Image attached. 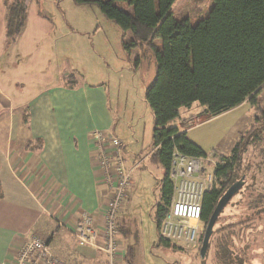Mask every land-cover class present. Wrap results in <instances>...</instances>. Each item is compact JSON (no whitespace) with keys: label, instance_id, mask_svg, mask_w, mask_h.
I'll use <instances>...</instances> for the list:
<instances>
[{"label":"crops","instance_id":"crops-1","mask_svg":"<svg viewBox=\"0 0 264 264\" xmlns=\"http://www.w3.org/2000/svg\"><path fill=\"white\" fill-rule=\"evenodd\" d=\"M5 1L0 0V264L35 236L47 238L51 253L67 264H107L104 253L77 245L73 229L83 215L100 228L112 196L92 140L95 131L119 139L108 90L84 79L69 58L53 70L52 55L36 44L37 36L50 38L57 29L40 6L50 0H28L26 25L13 44L5 38ZM70 74L74 87L66 84ZM131 154L125 145L128 168L146 161L136 162ZM124 224L118 222L123 242Z\"/></svg>","mask_w":264,"mask_h":264},{"label":"rangeland","instance_id":"rangeland-1","mask_svg":"<svg viewBox=\"0 0 264 264\" xmlns=\"http://www.w3.org/2000/svg\"><path fill=\"white\" fill-rule=\"evenodd\" d=\"M51 1L40 6L55 23L56 32L50 38L37 36L36 44L52 55L53 70H61L63 58H69L89 83H104L117 120L115 135L136 162L146 158L133 173L134 188L118 218L119 223L123 219L127 222L123 226L127 238L120 241L126 248L133 246L132 264H264V129L260 141L250 140L246 145L236 172L237 179L245 177L246 184L221 213L205 256L177 245L157 247L154 216L162 171L148 159L154 151V115L145 100L146 88L156 75L153 53L147 49L126 52L121 29L97 6L75 5L73 0ZM115 4L132 11L127 3ZM30 5L38 7L36 3ZM212 5L213 0H176L171 11L177 18L188 17L196 24ZM131 39L128 32L125 41ZM141 53L142 61L137 65ZM257 102L256 106L246 102L217 117L203 116L196 104L191 110H182L175 124L183 126L188 138L217 164L221 156H230L242 135L257 126L256 116L261 117L264 111V89Z\"/></svg>","mask_w":264,"mask_h":264},{"label":"trees","instance_id":"trees-1","mask_svg":"<svg viewBox=\"0 0 264 264\" xmlns=\"http://www.w3.org/2000/svg\"><path fill=\"white\" fill-rule=\"evenodd\" d=\"M75 5H95L123 33V48L152 52L156 75L146 88L145 100L154 115L153 153L150 163L162 171L154 222L157 247L176 248L159 234L173 202L171 162L174 150L190 157H207L186 132L175 125L182 110L198 105L203 116L217 117L248 102L257 105L264 89V0H213L207 16L193 24L188 17L177 18L171 11L176 0H73ZM127 3L131 12L116 6ZM5 38L13 44L26 25L28 0H6ZM130 32L131 40L125 41ZM143 54L137 59L141 63ZM68 87L77 80L65 78ZM257 126L242 135L230 156H221L215 168L217 187L204 194V227L221 197L237 181L248 141H260L264 111L256 116ZM220 218V216H219ZM218 218V219H219ZM218 222V220H217ZM234 225V224H233ZM120 230V227H119ZM203 237V235H202ZM202 247L200 238L199 250ZM224 258V257H223ZM133 246H127L124 261L132 264ZM226 259V258H225Z\"/></svg>","mask_w":264,"mask_h":264},{"label":"built area","instance_id":"built-area-1","mask_svg":"<svg viewBox=\"0 0 264 264\" xmlns=\"http://www.w3.org/2000/svg\"><path fill=\"white\" fill-rule=\"evenodd\" d=\"M92 140L98 146L96 161L104 172V183L110 190L102 225L97 227L92 217L83 215L76 223L73 235L79 247H92L104 253L107 264H122L118 218L132 188L133 173L142 164L128 168L122 156L124 144L112 135L95 131ZM207 157H190L175 149L171 162L174 183L173 202L159 234L162 239L182 249L199 250L204 231L202 200L206 192L217 187L216 163ZM4 264H67L51 253L48 239L35 236L22 243L11 261Z\"/></svg>","mask_w":264,"mask_h":264},{"label":"water","instance_id":"water-1","mask_svg":"<svg viewBox=\"0 0 264 264\" xmlns=\"http://www.w3.org/2000/svg\"><path fill=\"white\" fill-rule=\"evenodd\" d=\"M242 187H243V181L242 180L236 182L233 186H231L227 190V192L221 197L220 201L218 202L217 207L215 208L212 216L210 217V219L206 225V229H205V233H204V237H203V242H202V247L200 250V255L202 257L205 256V254L209 248V242H210V239L213 235V231H214V228L217 224V220H218L219 216L221 215L223 210L227 207V205L232 200V198L236 196V194L238 193V191Z\"/></svg>","mask_w":264,"mask_h":264},{"label":"flooded vegetation","instance_id":"flooded-vegetation-1","mask_svg":"<svg viewBox=\"0 0 264 264\" xmlns=\"http://www.w3.org/2000/svg\"><path fill=\"white\" fill-rule=\"evenodd\" d=\"M243 181V187L238 191V193L236 194V195H238L239 194V192L244 188V186H245V184H246V179H245V177H242L240 180H238V181ZM237 181V182H238ZM228 206V205H227ZM254 211V210H253ZM230 225V224H229Z\"/></svg>","mask_w":264,"mask_h":264}]
</instances>
